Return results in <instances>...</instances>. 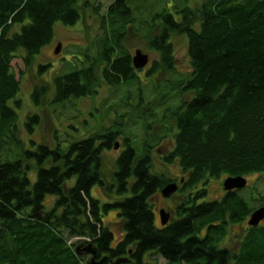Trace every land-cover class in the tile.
Returning a JSON list of instances; mask_svg holds the SVG:
<instances>
[{
	"label": "trees",
	"instance_id": "16d2710c",
	"mask_svg": "<svg viewBox=\"0 0 264 264\" xmlns=\"http://www.w3.org/2000/svg\"><path fill=\"white\" fill-rule=\"evenodd\" d=\"M78 3L0 0V264H85L90 242L99 259L86 264H108L125 254L132 264H149L145 256L150 252L169 263L264 264V221L243 227L234 247L220 243L229 226L245 221L252 211L240 189H224L221 197L209 198L206 187L211 177L220 175L264 176V0H178L169 5L166 0H115L101 19L110 33L102 37L99 63L52 78L55 102L90 95L99 79L112 85L138 80L131 53L116 46L127 25L141 20L149 28L159 27L148 37L158 58L145 74L153 78L161 68L172 74L178 72L172 34L184 36L191 70L170 83L192 96L165 108L175 128L167 126L172 146L162 157L178 162L186 173L178 188L185 195L165 225L156 223L150 200L171 178L151 171L150 150L138 154L126 142L113 180L107 182L102 175L101 152L121 132L118 129L102 128L66 147L57 142L51 148L30 139L34 146L28 148L20 141L18 154L2 157L6 142L18 140L20 81L12 59L23 49V59L30 63L53 39L56 22L74 24L80 18ZM47 89V84L35 85L33 102L39 104ZM173 95L159 91L156 103L147 102L148 116ZM38 122V114L27 115L25 126L32 131ZM33 168L34 181L29 176ZM96 183L118 198L102 205L91 194ZM199 183L205 186L197 187ZM47 196L53 201L48 209ZM110 206L118 208L123 228L115 244L102 214V208ZM76 235L91 241L84 240L75 250L79 241L70 244L68 239Z\"/></svg>",
	"mask_w": 264,
	"mask_h": 264
},
{
	"label": "rangeland",
	"instance_id": "374dc122",
	"mask_svg": "<svg viewBox=\"0 0 264 264\" xmlns=\"http://www.w3.org/2000/svg\"><path fill=\"white\" fill-rule=\"evenodd\" d=\"M114 1L79 0L80 18L74 24L56 22L53 39L44 45L39 53L35 54L30 63L26 64L23 59L25 51L23 49L18 50L11 62L15 75L20 81V89L16 95L20 99V106L15 105L18 114V128L16 131L18 140H8L6 142L2 150V157L13 158L18 154L22 149L20 141L24 142V146L28 148L34 146V144H31L30 139L46 143L51 148H54L57 142L66 147L75 138L85 137L94 131H102V128L118 129L121 132L112 140L111 145L108 148H104L101 152V171L107 182L113 180L116 159L125 148L126 142H128L135 147L138 154H143L150 150L152 159L151 171L167 175L171 180L166 184L176 182L178 187H180L182 177L185 178L186 173L183 172L178 162H166L163 160L162 155L168 149H171L172 146V131L167 126L172 125V129L175 128L173 119L164 115L168 114L165 108L182 104L192 96V92L184 90L183 86H180L177 92L176 89H172V84L170 83L174 81L171 79L178 78L180 74L185 75L191 70L184 36L172 34L175 46V66L177 65L178 72L171 74L164 68H161L151 78L145 74L144 70L149 68L151 60L158 58V54L148 46V37L156 33L159 27L154 26L149 28L148 22L144 20L129 23L120 37V44L116 48L128 50L132 56L135 54L136 49H141L149 55V63L141 69H136L139 74L138 80L112 85L104 79H99V84L95 85L97 91L88 96L71 97L61 102L52 100L54 88L51 82L55 75L71 71L74 68H81L84 65H89L91 62L95 65L101 60V56L99 57V55L103 51L102 37L110 29L108 23L105 27L102 26L101 19L109 13V6ZM177 1L166 0V4H174ZM17 28L13 27V30ZM57 46L59 47L58 51H56ZM40 64L44 66L42 69L39 68ZM96 70L99 73L97 66ZM165 81L169 83H164ZM41 84H47L49 89H47V93L41 98V102L36 104L31 98V91L35 85ZM156 84L157 90H154L153 87ZM158 87L160 88L158 89ZM159 91L160 93L165 92L174 95L169 96L162 106L155 107L154 111L156 112L154 115L148 116L151 104L149 105L147 102L152 101L156 103L159 99ZM154 111L152 110V112ZM34 114L39 115V122L35 124L32 131H29L25 126V120L27 115L33 116ZM116 141L119 143L117 148L114 147ZM29 176L32 181L35 180V168L30 171ZM227 176L220 175L219 177H211L209 179L206 186L209 198L221 197L225 191L223 180ZM245 176L248 179V184L240 188L238 192L248 200L252 213L254 210L264 206V176L256 173ZM164 186L150 200L156 213V223L159 225H162L159 210L163 208L169 212L170 221L176 216L175 206L177 202L180 201L179 199H183L185 195V192L177 188V190L168 196H164L162 193ZM202 186H205V184L199 183L197 187ZM191 190L194 191L193 188ZM91 194L99 198L102 205L114 202L118 198L116 194H109L102 190L99 183L92 186ZM52 202V197L47 196L45 199L47 209L51 207ZM117 212L118 208L115 206H110L106 210L102 208L104 223L114 232L112 244H115L123 234L121 219ZM250 215L245 221L229 226L227 230L228 234L220 242L221 245L235 246L236 236L242 235L243 227L245 228L249 224L248 219ZM261 221H264V218ZM84 240L91 241L90 237L76 235L70 237L68 242L72 244L75 241H79L74 246V249L77 250L79 243ZM124 256L129 259L120 264H132L128 254ZM83 257V262L86 264L87 260H92L93 254L87 252V255ZM117 258H113L112 260L115 261ZM94 259H99L97 252ZM145 260L150 262L149 264H186L184 262L169 263L167 259L156 252L148 253L145 256ZM108 264H112V262Z\"/></svg>",
	"mask_w": 264,
	"mask_h": 264
},
{
	"label": "water",
	"instance_id": "95a60500",
	"mask_svg": "<svg viewBox=\"0 0 264 264\" xmlns=\"http://www.w3.org/2000/svg\"><path fill=\"white\" fill-rule=\"evenodd\" d=\"M59 50V47L57 46L56 51ZM149 62V55L145 52H143L141 49H136L135 54L132 56V63L133 66L137 69L143 68L146 66ZM119 146V143L116 141L114 147L117 148ZM248 183V179L246 176L243 175H229L223 180V187L225 190H232V189H240L244 186H246ZM178 185L176 182H171L166 184L162 188V193L164 196H168L170 193L177 190ZM160 215V222L162 225H165L169 219H170V213L165 211L163 208L159 210ZM264 218V206L254 210L250 218L248 219V223L250 225H256L258 224L262 219ZM78 249V248H77ZM85 250L89 253L93 254L92 261L94 260L95 254L97 252L95 246L91 243L87 244L85 247ZM129 259L126 256L118 257L115 261H112V264H120L123 261H126Z\"/></svg>",
	"mask_w": 264,
	"mask_h": 264
},
{
	"label": "flooded vegetation",
	"instance_id": "af4514ba",
	"mask_svg": "<svg viewBox=\"0 0 264 264\" xmlns=\"http://www.w3.org/2000/svg\"><path fill=\"white\" fill-rule=\"evenodd\" d=\"M184 177H182V181H183ZM179 188V187H178Z\"/></svg>",
	"mask_w": 264,
	"mask_h": 264
},
{
	"label": "bare ground",
	"instance_id": "6f19581e",
	"mask_svg": "<svg viewBox=\"0 0 264 264\" xmlns=\"http://www.w3.org/2000/svg\"><path fill=\"white\" fill-rule=\"evenodd\" d=\"M137 69V68H136Z\"/></svg>",
	"mask_w": 264,
	"mask_h": 264
}]
</instances>
